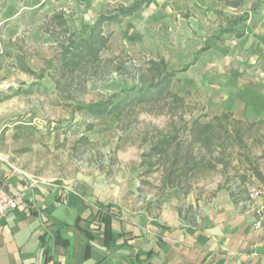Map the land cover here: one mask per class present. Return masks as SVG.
<instances>
[{"label":"rangeland","instance_id":"rangeland-1","mask_svg":"<svg viewBox=\"0 0 264 264\" xmlns=\"http://www.w3.org/2000/svg\"><path fill=\"white\" fill-rule=\"evenodd\" d=\"M9 1L13 13L0 21V95L20 91L49 72L47 64L58 52V43L45 31L53 15L65 12L71 32H79L93 26L102 14L137 0H0V8ZM232 1L238 7L223 0H155L123 24L105 28L106 34H113L110 47L102 54L99 73L86 77V91L77 83H65L58 89L44 79L46 92L13 96L0 103L1 158L32 179L59 184L98 176H130L138 187L128 195L126 204L152 215L160 210L163 199L207 200L220 186L249 197L246 186L258 182L253 167L264 176V142L254 137L259 131L247 138V148L236 145L228 149L232 154L228 169L219 165L182 177L180 182L172 177L171 183L163 162L152 173L142 167L150 146L172 130L168 108L139 113L125 131L113 122L88 131L93 120L76 108L140 85V70L160 58L175 76L171 90L184 99L179 111L187 121L211 113L207 112L213 96L210 88L220 78L237 71L247 79H262L264 0ZM233 28L244 30L243 38L231 33ZM54 32L62 40L61 30ZM17 55L35 76L19 69ZM207 121L201 118V122ZM182 125L177 123L181 130ZM18 126L28 130H18ZM260 132L264 134V129ZM186 137L181 133L177 141L185 149L189 147ZM185 202L183 213H193Z\"/></svg>","mask_w":264,"mask_h":264},{"label":"crops","instance_id":"crops-1","mask_svg":"<svg viewBox=\"0 0 264 264\" xmlns=\"http://www.w3.org/2000/svg\"><path fill=\"white\" fill-rule=\"evenodd\" d=\"M10 3L0 21L13 13ZM230 75L210 88L207 112L264 120V73ZM0 181L19 199L0 218V264H264V227L254 228L250 198L234 200L226 186L207 200L163 199L152 215L126 204L138 187L130 176L59 184L32 179L0 156ZM184 202L193 213H180Z\"/></svg>","mask_w":264,"mask_h":264},{"label":"trees","instance_id":"trees-1","mask_svg":"<svg viewBox=\"0 0 264 264\" xmlns=\"http://www.w3.org/2000/svg\"><path fill=\"white\" fill-rule=\"evenodd\" d=\"M105 2H120L122 0H104ZM155 0H137L133 5L120 7L115 11L102 14L93 26L85 28L79 32H71L67 14L63 11L56 13L46 25L45 31L53 40L58 43V52L55 58L48 62L47 72L38 76L37 82L26 85L22 90H11L12 94L2 93L0 103L13 96L30 95L37 91H47L44 79H50L56 88L60 89L65 83H77L82 91H86L87 76L97 75L103 63L102 54L110 47L112 33H105V28L119 26L127 19L138 15L145 7ZM229 6L238 7V3L232 0H223ZM59 28L63 36L62 40L54 32ZM234 33L238 38L244 36V30H236ZM19 69L29 76H35V72L25 63L24 59L17 55L16 58ZM138 81L140 85H133L131 88L120 93L104 97L99 101L90 104H78L77 110L86 117L93 120L88 124V131H92L97 125H104L113 122L123 131L129 129L136 121V117L142 112H152L157 107L168 108L171 113L172 130L166 135H162L154 142L149 151L144 155L146 161L142 167L152 173L156 165L163 162L167 170L171 183L172 179L180 180L190 174L215 170L219 165L223 169L230 167L229 159L231 153L228 149L236 145L247 148V138L252 132L264 142V134L260 132L264 129V120L259 122H245L238 120L231 113L215 115L206 113L191 121L185 120L182 109L184 99L171 90L174 74L168 71L164 59L150 60L145 69L140 70ZM92 72V73H91ZM171 100V102H170ZM177 106L176 108H173ZM182 108H181V107ZM174 110L176 112H174ZM134 118L132 122L130 119ZM175 118H177L175 120ZM201 118L208 121L203 123ZM133 120V119H132ZM181 122L182 130L177 127ZM18 130L28 128L18 126ZM187 136L188 148H183L177 141L180 134ZM83 141H87L86 138ZM260 142V140H255ZM198 148V153L195 149ZM255 177L264 184V176L257 166L253 167ZM245 179V178H243ZM224 186H220L223 188ZM231 197L237 200L239 194L227 188ZM183 213V210H180Z\"/></svg>","mask_w":264,"mask_h":264},{"label":"built area","instance_id":"built-area-1","mask_svg":"<svg viewBox=\"0 0 264 264\" xmlns=\"http://www.w3.org/2000/svg\"><path fill=\"white\" fill-rule=\"evenodd\" d=\"M250 202L255 214L254 228L264 227V184L252 185L248 188ZM19 199L13 195L4 182L0 181V218H4L17 210Z\"/></svg>","mask_w":264,"mask_h":264}]
</instances>
